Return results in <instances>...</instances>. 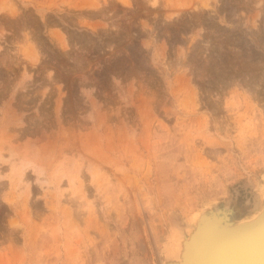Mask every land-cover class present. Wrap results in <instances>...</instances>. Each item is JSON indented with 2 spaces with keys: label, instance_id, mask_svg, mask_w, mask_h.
<instances>
[{
  "label": "rangeland",
  "instance_id": "obj_1",
  "mask_svg": "<svg viewBox=\"0 0 264 264\" xmlns=\"http://www.w3.org/2000/svg\"><path fill=\"white\" fill-rule=\"evenodd\" d=\"M263 191L264 0H0V264H182Z\"/></svg>",
  "mask_w": 264,
  "mask_h": 264
},
{
  "label": "bare ground",
  "instance_id": "obj_2",
  "mask_svg": "<svg viewBox=\"0 0 264 264\" xmlns=\"http://www.w3.org/2000/svg\"><path fill=\"white\" fill-rule=\"evenodd\" d=\"M19 86L18 81L17 91ZM263 209L253 221L232 218L227 225L212 214L213 210L199 213L197 220H207L192 233L189 244L181 245L180 257L185 258L182 264H264Z\"/></svg>",
  "mask_w": 264,
  "mask_h": 264
},
{
  "label": "water",
  "instance_id": "obj_3",
  "mask_svg": "<svg viewBox=\"0 0 264 264\" xmlns=\"http://www.w3.org/2000/svg\"><path fill=\"white\" fill-rule=\"evenodd\" d=\"M264 216V215H263Z\"/></svg>",
  "mask_w": 264,
  "mask_h": 264
}]
</instances>
